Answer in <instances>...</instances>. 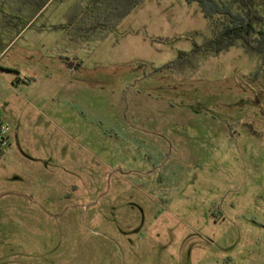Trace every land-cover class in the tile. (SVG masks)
<instances>
[{
  "label": "rangeland",
  "instance_id": "1",
  "mask_svg": "<svg viewBox=\"0 0 264 264\" xmlns=\"http://www.w3.org/2000/svg\"><path fill=\"white\" fill-rule=\"evenodd\" d=\"M44 1L0 0L15 28L43 6L0 56V264H264L260 37L218 44L194 0Z\"/></svg>",
  "mask_w": 264,
  "mask_h": 264
},
{
  "label": "trees",
  "instance_id": "2",
  "mask_svg": "<svg viewBox=\"0 0 264 264\" xmlns=\"http://www.w3.org/2000/svg\"><path fill=\"white\" fill-rule=\"evenodd\" d=\"M48 1L49 0H45L43 5H45ZM90 1V8H92L95 3H98L101 0ZM130 1L132 2V6H135L140 0ZM194 1H198L203 6V8H207L208 13L221 14L228 19L227 23L222 26L219 36L216 37L217 39H215L218 44L222 40H226L227 42L224 44V46H229L232 45L236 40H241L246 45L252 46L253 42L256 40V35H258L260 37L261 51L264 52V29H257L255 26L256 23L261 20L255 7L256 0H237V2L240 3V10L236 12L233 11V5L231 3L226 4L223 2V0ZM42 7H40L39 11Z\"/></svg>",
  "mask_w": 264,
  "mask_h": 264
},
{
  "label": "crops",
  "instance_id": "3",
  "mask_svg": "<svg viewBox=\"0 0 264 264\" xmlns=\"http://www.w3.org/2000/svg\"><path fill=\"white\" fill-rule=\"evenodd\" d=\"M50 1V0H49ZM48 1V2H49ZM47 2V3H48ZM40 11L38 10V9H36L35 10V12H34V15L31 17V19H29V21L26 23V24H24L22 27H18V28H15V23L13 22V19L14 18H9V19H7V20H5L4 19V21L2 20V21H0V39H1V37L3 36V33H8V43H3V46H4V48L0 51V56H1V54L3 53V51L7 48V46H9L16 38H18L21 34H22V32L27 28V26L29 25V23H30V21L33 19V18H35L37 15H38V13H39ZM6 25V26H5ZM4 27V28H3ZM62 59V58H61ZM64 60V59H63ZM70 62H72L71 64L73 65V63L74 62H76V64H77V61H70L69 60V63L68 64H70ZM62 64L63 65H68L67 63H66V61L65 62H62ZM78 65V64H77ZM72 67L70 66V69H71ZM11 145V144H10Z\"/></svg>",
  "mask_w": 264,
  "mask_h": 264
},
{
  "label": "built area",
  "instance_id": "4",
  "mask_svg": "<svg viewBox=\"0 0 264 264\" xmlns=\"http://www.w3.org/2000/svg\"><path fill=\"white\" fill-rule=\"evenodd\" d=\"M11 144V128L0 113V156Z\"/></svg>",
  "mask_w": 264,
  "mask_h": 264
},
{
  "label": "flooded vegetation",
  "instance_id": "5",
  "mask_svg": "<svg viewBox=\"0 0 264 264\" xmlns=\"http://www.w3.org/2000/svg\"><path fill=\"white\" fill-rule=\"evenodd\" d=\"M65 61H66L67 64L69 63L68 60H64V61H62V62H65ZM71 63H72V62H70L69 65H70L72 68H77V67H78L77 64H76V62H74L73 65H72Z\"/></svg>",
  "mask_w": 264,
  "mask_h": 264
}]
</instances>
